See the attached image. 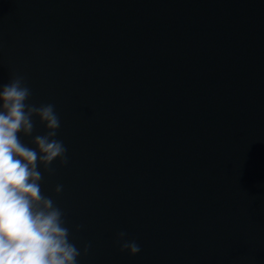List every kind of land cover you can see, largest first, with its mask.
Instances as JSON below:
<instances>
[{"label":"water","instance_id":"water-1","mask_svg":"<svg viewBox=\"0 0 264 264\" xmlns=\"http://www.w3.org/2000/svg\"><path fill=\"white\" fill-rule=\"evenodd\" d=\"M12 75L60 118L79 264H264V0H0Z\"/></svg>","mask_w":264,"mask_h":264},{"label":"clouds","instance_id":"clouds-1","mask_svg":"<svg viewBox=\"0 0 264 264\" xmlns=\"http://www.w3.org/2000/svg\"><path fill=\"white\" fill-rule=\"evenodd\" d=\"M31 95L23 76L0 83V264H79L91 244L81 251L72 242L64 212L41 187V166L54 174V161L68 164L67 148L56 139L60 118L53 104L28 103ZM36 118L43 134H35ZM21 134L31 137L35 147L25 144ZM62 191L58 184L55 192ZM117 242L122 252H140L126 232L118 233Z\"/></svg>","mask_w":264,"mask_h":264}]
</instances>
